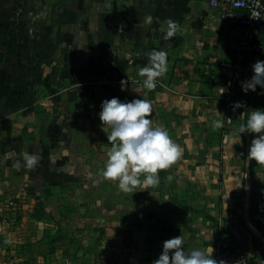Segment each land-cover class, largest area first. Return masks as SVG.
Instances as JSON below:
<instances>
[{
	"label": "crops",
	"instance_id": "0c3cea01",
	"mask_svg": "<svg viewBox=\"0 0 264 264\" xmlns=\"http://www.w3.org/2000/svg\"><path fill=\"white\" fill-rule=\"evenodd\" d=\"M167 19L179 31L166 41ZM153 50L168 71L149 91L138 71ZM232 56L207 0H0V264H153L179 235L188 252L214 257L222 240L264 264V164L247 161L259 134L238 132L264 90L240 86L245 107L225 110ZM113 97L149 100L153 127L181 146L155 188L123 193L101 175L99 112ZM22 152L35 169L14 167Z\"/></svg>",
	"mask_w": 264,
	"mask_h": 264
},
{
	"label": "clouds",
	"instance_id": "9594fccd",
	"mask_svg": "<svg viewBox=\"0 0 264 264\" xmlns=\"http://www.w3.org/2000/svg\"><path fill=\"white\" fill-rule=\"evenodd\" d=\"M152 16H146L144 23L151 25ZM159 31L164 40H170L179 31V25L172 19L164 21ZM148 64L141 67L138 75L143 77V87L149 91L156 88L159 78L168 71V53L153 50L146 54ZM253 76L241 82L242 91L256 92L257 87L264 90V61L252 65ZM121 91H125L127 81L122 80ZM245 107L244 102H235L233 112ZM152 105L147 99H134L121 102L113 97L104 100L99 112L102 130L109 129L107 141L110 145L101 175L105 180L116 183L123 193H136L155 188L160 183L159 173L169 169L182 155L181 146L162 127H153ZM223 122L213 119L209 126L215 131ZM238 132L259 134L252 141L247 161L264 164V110H252L245 123L240 124ZM38 164L36 156L22 152L14 167L17 170H33ZM137 189H141L137 191ZM185 237L182 235L164 241L162 253L153 264H217L206 250L184 248ZM223 264V262H221Z\"/></svg>",
	"mask_w": 264,
	"mask_h": 264
},
{
	"label": "built area",
	"instance_id": "2783aa9c",
	"mask_svg": "<svg viewBox=\"0 0 264 264\" xmlns=\"http://www.w3.org/2000/svg\"><path fill=\"white\" fill-rule=\"evenodd\" d=\"M217 10L223 25L229 28L233 41V56L220 63L228 74L223 81L222 101L225 110L235 103L241 82L253 72L252 65L264 61V0H207ZM10 207L20 210L19 203ZM217 264H248L242 251L231 248L222 240L217 241Z\"/></svg>",
	"mask_w": 264,
	"mask_h": 264
},
{
	"label": "trees",
	"instance_id": "16d2710c",
	"mask_svg": "<svg viewBox=\"0 0 264 264\" xmlns=\"http://www.w3.org/2000/svg\"><path fill=\"white\" fill-rule=\"evenodd\" d=\"M248 116L245 117V121L247 120ZM264 201V199H262Z\"/></svg>",
	"mask_w": 264,
	"mask_h": 264
}]
</instances>
